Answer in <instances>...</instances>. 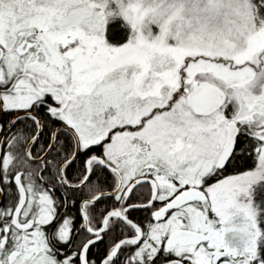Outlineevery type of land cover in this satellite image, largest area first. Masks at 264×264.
Listing matches in <instances>:
<instances>
[{
  "label": "snow or ice",
  "instance_id": "snow-or-ice-1",
  "mask_svg": "<svg viewBox=\"0 0 264 264\" xmlns=\"http://www.w3.org/2000/svg\"><path fill=\"white\" fill-rule=\"evenodd\" d=\"M0 264H264V0H0Z\"/></svg>",
  "mask_w": 264,
  "mask_h": 264
}]
</instances>
